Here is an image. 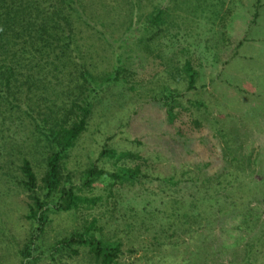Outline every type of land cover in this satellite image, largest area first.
Wrapping results in <instances>:
<instances>
[{"label": "rangeland", "instance_id": "374dc122", "mask_svg": "<svg viewBox=\"0 0 264 264\" xmlns=\"http://www.w3.org/2000/svg\"><path fill=\"white\" fill-rule=\"evenodd\" d=\"M201 2L205 10L196 11L199 17L177 12L183 15L179 27L165 29L148 49L131 45L123 61L139 83L133 91L112 85L70 152L68 168L76 182L90 162L109 167L99 159L103 147L141 154L148 160V178L112 186L111 195L103 190L109 179L102 178L92 193L102 194L103 201L55 216L47 242L95 216L104 234L122 244L118 264H264V0ZM100 52L97 70L110 69L114 60L109 51ZM185 60L198 71L189 90L174 71ZM163 84L181 94L182 108L172 123L151 101V90ZM14 130L11 138L21 136L32 146L35 137ZM221 134L232 138L235 160L233 154L223 155ZM248 154L255 163L248 164ZM32 159L41 164L38 154ZM36 172L40 177L43 167ZM170 175L176 183L166 182ZM0 190L7 194L1 219L19 242L25 232V194L1 182ZM244 220L254 225L242 224ZM10 248L5 264L16 261ZM40 264L92 263L81 253L56 261L44 258Z\"/></svg>", "mask_w": 264, "mask_h": 264}, {"label": "trees", "instance_id": "16d2710c", "mask_svg": "<svg viewBox=\"0 0 264 264\" xmlns=\"http://www.w3.org/2000/svg\"><path fill=\"white\" fill-rule=\"evenodd\" d=\"M200 4L201 0H0V182L14 186L26 199L25 232L18 242L7 233L1 219L7 194L0 190V245L5 250L0 252V264H5L4 254L10 247L15 264H40L44 258L56 261L81 253L92 264H118L122 244L104 234L95 216L85 217L78 227L52 242H47V234L55 216L89 210L103 201L102 194L92 193L102 178L109 179L103 188L109 195L112 186L147 179L148 160L137 152L103 147L99 159L110 163L109 167L90 162L79 171L76 182L68 168L70 152L109 88L121 85L133 91L139 83L123 61L131 45L148 49L165 29L179 27L178 19L183 15L177 12L199 17L196 11L205 10ZM98 47L108 50L114 60L110 69L97 70L102 57ZM174 71L188 90L195 87L198 71L189 60ZM154 90L152 103L164 109L172 123L176 110L182 108L181 94L167 84ZM192 123L200 126L197 121ZM12 129L28 131L35 137L30 143L33 147L21 136L20 140L14 135L11 138ZM226 135H220L223 155L233 154L231 159L235 160L236 148ZM7 137L11 139L7 141ZM6 143L10 146L4 153ZM37 154L40 165L32 159ZM246 157L250 165L254 159L250 154ZM38 166L43 167L40 177ZM164 179L176 183L173 175ZM194 179L190 178L196 183ZM183 218L188 219V214ZM249 223L254 225L248 220L242 224Z\"/></svg>", "mask_w": 264, "mask_h": 264}]
</instances>
